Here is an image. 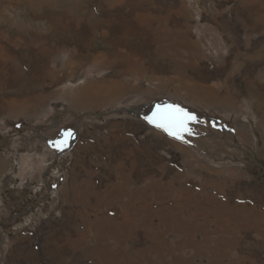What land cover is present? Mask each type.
<instances>
[{"label":"rangeland","instance_id":"1","mask_svg":"<svg viewBox=\"0 0 264 264\" xmlns=\"http://www.w3.org/2000/svg\"><path fill=\"white\" fill-rule=\"evenodd\" d=\"M0 264H264V0H0Z\"/></svg>","mask_w":264,"mask_h":264},{"label":"snow or ice","instance_id":"2","mask_svg":"<svg viewBox=\"0 0 264 264\" xmlns=\"http://www.w3.org/2000/svg\"><path fill=\"white\" fill-rule=\"evenodd\" d=\"M148 123L158 129H162L168 136L182 140L185 133L191 135L189 123L195 122L196 118L175 105H157L156 111L147 118ZM68 135H71L70 133ZM66 141L57 142V148H62Z\"/></svg>","mask_w":264,"mask_h":264},{"label":"bare ground","instance_id":"3","mask_svg":"<svg viewBox=\"0 0 264 264\" xmlns=\"http://www.w3.org/2000/svg\"><path fill=\"white\" fill-rule=\"evenodd\" d=\"M123 64H124V62H123ZM102 65L103 66H106V62L105 63H102ZM116 85H117V82L115 83V82H112V84L110 85V87H113V86H115L116 87ZM120 86V85H119ZM110 87H108V86H103V85H101V84H98V86H94V85H91V84H87V85H84L82 88H79L78 90H77V92H78V96L81 98V102H79L80 103V105L81 104H84V101L86 100V102L87 101H91L92 99H98L99 97H100V95H102L103 96V94H104V96H105V98H110L111 99V93H112V91H110L109 90V88ZM111 89V88H110ZM114 90H116V89H113V92H114ZM118 92V91H117ZM121 92V91H120ZM115 93V92H114ZM113 93V94H114ZM214 93V92H213ZM116 94V93H115ZM114 94V95H115ZM117 95V94H116ZM77 96V97H78ZM216 96V95H215ZM116 97V96H115ZM217 97V96H216ZM113 99H115V98H113ZM212 99H214V98H212ZM216 99V98H215ZM218 99V98H217ZM211 101V100H210ZM213 101V100H212ZM211 101V102H212ZM215 101V100H214ZM105 102V101H104ZM216 102V101H215ZM94 103V102H93ZM92 104V103H91ZM77 106V105H76ZM79 106V105H78ZM151 214V216H153V215H155L156 214V212H151L150 213ZM230 214V211H227L226 212V215H229ZM233 214V213H232ZM149 215V214H148ZM234 218H236V219H239L240 217L239 216H236L235 214H234V216H233ZM249 217V216H248ZM231 218V217H230ZM207 230V229H206ZM228 230V229H227ZM195 231V230H194ZM196 232V231H195ZM214 232V231H213ZM221 232V231H220ZM231 243H233V242H231Z\"/></svg>","mask_w":264,"mask_h":264},{"label":"water","instance_id":"4","mask_svg":"<svg viewBox=\"0 0 264 264\" xmlns=\"http://www.w3.org/2000/svg\"><path fill=\"white\" fill-rule=\"evenodd\" d=\"M128 112H130V111H128ZM138 112V111H137ZM139 113V112H138Z\"/></svg>","mask_w":264,"mask_h":264}]
</instances>
